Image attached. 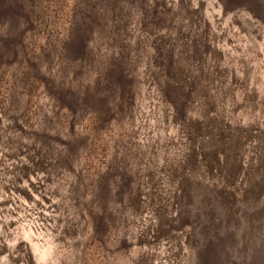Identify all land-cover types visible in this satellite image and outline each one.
<instances>
[{
    "label": "rangeland",
    "instance_id": "obj_1",
    "mask_svg": "<svg viewBox=\"0 0 264 264\" xmlns=\"http://www.w3.org/2000/svg\"><path fill=\"white\" fill-rule=\"evenodd\" d=\"M5 1L0 0V264H178L181 257L183 264H194L203 215L196 214L193 206L187 210L194 197L186 199L185 183H178L174 192L181 186L180 200L185 203L181 206L175 197L158 224L155 179L163 173L159 166L168 162L169 154L182 147L177 144L188 119L195 123L191 110L200 96L194 92L203 96L212 77L222 94L218 106L225 110L230 95L234 112L220 118L215 115L218 107L208 109L204 118H196L202 127L194 142L202 152L208 129L218 123L221 131L212 146L214 153L203 151L202 157L213 159L206 181L211 193L224 197L221 204L229 200L231 212L226 217L227 240H215L219 234L215 206L206 211L209 225L202 232L219 242V264H247L254 236L264 243V164H257V146L262 145L258 140H264V101H260L264 85L259 81L264 80V0H186L192 6L200 1L207 21L201 27L192 22L189 29L181 25L174 0ZM182 29L191 33V40L185 36L188 45L203 55L192 53L185 69L190 91L181 93L180 79L173 78L180 69L172 45ZM172 32L167 51L153 50L151 38ZM210 57H219L218 68ZM145 74L153 79L158 94L153 99L161 112L155 148L164 145L166 150L153 152L158 161L138 168L132 146L137 145L136 112ZM163 76L173 85H167ZM252 89L257 99L250 108L247 91ZM153 99L144 104L151 107ZM231 143L237 147L238 162L232 172L225 154ZM255 177L261 181L253 194ZM193 185L200 186L197 180ZM258 204L253 214L251 208ZM242 235L247 246H241Z\"/></svg>",
    "mask_w": 264,
    "mask_h": 264
},
{
    "label": "bare ground",
    "instance_id": "obj_2",
    "mask_svg": "<svg viewBox=\"0 0 264 264\" xmlns=\"http://www.w3.org/2000/svg\"><path fill=\"white\" fill-rule=\"evenodd\" d=\"M5 1V0H4ZM132 1V0H131ZM163 1H165V0H163ZM188 1V0H187ZM186 0H174V4H175V7H177V9H178V12H179V14H180V18H179V20H180V23H181V25L184 27V29H189L190 27H191V25H193V23L192 22H198L197 24H199V26L201 27L202 26V24H203V26H204V22H207L205 19H203V12L201 13V11H200V1H198L197 2V4L196 5H193L192 6V4H191V2L189 3V2H187ZM211 1V0H210ZM6 2V1H5ZM118 2H120V1H118ZM125 2V1H124ZM117 3V2H116ZM131 3H133V2H131ZM140 3V2H139ZM130 4V3H129ZM129 4L126 6V7H128L129 6ZM124 5H125V3H124ZM131 5V4H130ZM109 6V5H108ZM118 7V6H117ZM122 7V6H121ZM130 7V6H129ZM133 7V6H132ZM86 8V7H85ZM88 9V8H87ZM114 9V11H115V8H113ZM119 9H121V8H119ZM125 9V8H124ZM135 9V8H134ZM123 10V9H122ZM132 10V9H131ZM246 9L245 8H243V10L242 9H240V11H245ZM79 11V10H78ZM129 11V10H128ZM134 11V10H133ZM240 11H238V12H240ZM116 12V11H115ZM251 12V11H250ZM126 13V12H125ZM124 13V14H125ZM114 14V13H113ZM251 15H252V13H250ZM126 15H127V13H126ZM129 15H131V14H129ZM242 18H244L243 16H242ZM149 20V19H148ZM196 20H198V21H196ZM114 21V20H113ZM169 21V20H168ZM243 22H245L246 20H242ZM252 21V20H251ZM250 21V22H251ZM93 24V23H92ZM110 25V24H109ZM169 26V25H168ZM168 26H166V28H168V29H170V30H172V26H170V28L168 27ZM95 28V27H94ZM184 29H182V33H186L184 36H182V33H180V35H179V38H178V42L176 43V44H174V45H172V48L177 52V61H176V65H177V68L179 67V72H178V77H176V76H174L173 78L175 79V78H179L180 79V83L182 84L181 85V87H182V91H181V93L183 92V91H185V90H188V88L189 87H186L187 86V81H188V73H187V71H185V69L186 68H188V67H190V65H191V62H192V60H193V52L195 51V50H193V47L191 48V45H188V43H189V37H187V39L185 38V36L187 35V36H190V40H191V33H190V31H188V33H187V31H185ZM134 31H135V29H134ZM211 32V31H210ZM174 32H172L171 34H169V35H167V36H159V37H156L155 39L154 38H151L150 39V41H149V43L151 44V43H153V50L155 49V50H157V49H159L160 51H163V53L165 52V51H167L168 50V47H169V43H171L172 42V37H174V35L175 34H173ZM200 33H201V31L199 30L198 32H197V34H198V36L200 35ZM208 33H209V31H208ZM224 35V34H223ZM169 38V39H168ZM157 39V43L155 42V40ZM158 40H160V42L158 41ZM203 40V39H202ZM202 40H200V43L202 42ZM75 43V42H74ZM119 44V43H118ZM199 44V43H198ZM140 45V44H139ZM202 45V44H201ZM218 45V44H217ZM72 46H74V45H72ZM76 46V45H75ZM142 46L144 47L145 46V44L144 43H142ZM73 48V47H72ZM151 48V47H150ZM152 49V48H151ZM173 50V51H174ZM195 52H197V53H199L200 54V56L202 57V52H201V50L199 49L198 51L196 50ZM258 53V52H257ZM213 61H214V63H215V65H217L216 64V62H218V60H219V57H210ZM155 60V56H154V58H153V61ZM154 63V64H153ZM152 63V65H154V66H156V63H155V61ZM165 63V62H164ZM235 65H236V63H235ZM234 65V66H235ZM153 66V67H154ZM219 66H221V65H219ZM83 67V66H82ZM238 67V66H237ZM155 68V67H154ZM217 68H218V65H217ZM255 68V67H254ZM150 69H151V66H150ZM189 71V70H188ZM225 71H226V69H225ZM215 72V71H214ZM227 72V71H226ZM209 74H210V72H208ZM211 74H213L212 73V71H211ZM166 76V75H165ZM165 76H163V78H162V80L165 82V83H168L167 85H169L170 83H171V85H173L172 83V81L173 80H171V82H170V80L168 81V79H167V77H165ZM221 76H222V73H221ZM220 76V77H221ZM225 76V75H224ZM257 76V75H256ZM240 77H241V75H240ZM259 77H260V75H259ZM192 78L194 79V76H192ZM214 77H212V79H210L208 82V84L207 85H210V86H208L209 88L208 89H206V91H205V93H203V96H201V91H199L198 92V90L196 91V92H194V94H196V96H200L197 100H194V102H196L195 104H194V106H193V109L191 110V112H192V114H193V118H194V121H195V123H192V120L189 118L188 119V123H186V125H185V127H183V136H182V138L180 139V141H179V143L177 144V143H175V144H177V146H181L182 145V147H180L179 149H176V150H174V152L172 153V155L171 154H169V158H168V162H166V164L164 165V166H159L160 167V170L161 171H163V173H157L156 174V179H155V182H156V185H157V187H158V189L156 190L157 191V193H155L156 194V197L155 198H157V207H158V209L155 211V213L157 214H154V217H155V219L154 220H156L157 222H158V224L160 223L159 222V219H162V221H163V219H164V212H165V210H166V208H168L169 206H171V204H172V202H173V200H174V198L176 197V199H175V201H178L179 203H181L182 202V204H181V206L185 203V201H182V200H180V193H183L182 192V190H181V186H180V188H179V191H175L174 192V190H175V188H176V184H178L179 183V185L180 184H184L185 183V187L183 188V191H184V196L186 195V199L187 198H190L191 199V197L193 196L194 197V202L192 201L190 204H188L187 206H186V208H187V210L189 209V207L190 206H193V207H196V209H195V213L196 214H198L199 212H201L202 213V227H200V229H199V235H200V237H199V243H198V258L196 257V261H195V263H197V264H201V258H203V256H201L200 257V255L202 254V252H204V251H206L207 250V246H211L212 245V242H213V239L210 237V236H208L207 234H206V232H204L203 231V233H201L202 232V228H205V227H208V225H209V223H208V216L206 217L205 216V214L207 213L206 211H209V212H211V210H210V206L211 207H214L215 206V208H214V210H216V216H215V218H214V221L215 222H217L218 224H219V234H218V236H217V238L215 239V240H218L220 243L221 242H224V240H227L228 238H227V236H228V234H226V233H228V231H226L225 230V228L229 225V224H227V218H229V215H230V212H231V206H230V203H229V200H227L226 202H223L222 204L220 203V199H221V201H222V199L224 198V197H221V196H215L214 194H212L211 193V191H210V188H211V186L209 185V184H207L208 182H206L208 179H207V177H209L208 176V174H209V172H210V170H211V167H212V163H213V159L212 158H210V157H208V156H203L202 157V152L203 151H206V152H208V153H206V154H211L212 155V153H214V148L212 147L213 145H214V143H215V138H216V134L219 132V131H221V129H219V128H217L218 126V123L217 124H215V127L217 128V130H216V128H213L212 130H211V127L208 129V133H210V134H208V137L207 138H205L204 137V140L205 139H207L206 141H203L202 140V143H203V148L201 149L202 150V152H199L198 151V149L196 148L197 147V143H196V145H195V139H194V137H196V132L198 131V130H201V125L200 124H198V121H197V119L196 118H198V120H199V117H203L204 115H207V114H204V113H206L207 112V110L208 109H210L211 107H214L215 109H217L216 107H218V109H217V112H215L216 114V116H219L220 118H222V117H227V118H229V116L231 115H233V110L231 109L232 108V105H230L231 104V102L233 101L232 99H234V97L233 98H231V96L229 95L228 96V98L229 99H227V98H224V100H226L227 99V101H225L226 103H228V104H226L224 107H225V110L224 109H221L220 107L222 106L221 104H220V106H218V104L219 103H221V102H219L220 101V98L222 97V94L219 92V89H218V87H216V85H214V84H217V80H215L214 81ZM218 79V78H217ZM214 82V83H212V81ZM251 81V80H250ZM261 83L260 84H263L264 85V80H262L261 81V78H260V80H259ZM142 82H143V87H144V94H142V95H139L140 96V98H141V100H142V103L141 102H139V104H138V106H137V114H136V126H137V129H138V131H137V135L138 136H135V140H136V142H137V145L135 144V147H134V145L132 146L133 147V150H134V157H133V160H137L136 161V163H137V166H138V168L139 167H143V164H145V163H147V161H152V162H154V161H158V159L156 158V156H154L153 155V152H155V153H160V151H165L166 150V146H164V145H162V146H158L157 148H155L157 145H158V135H156V126L158 125V124H156V122L158 121V123L160 122V116H161V112H160V109H159V105H158V102H156V99H153V97L155 98V96H156V98H158V94H157V89H155V88H153V86H154V84H153V79H150L149 78V75H148V77L146 76V74H145V78H143L142 79ZM227 82H229V81H227ZM235 82V81H234ZM243 82V81H242ZM241 82V83H242ZM207 83V80H206V82H205V84ZM221 83V82H220ZM226 83V82H225ZM246 83V82H245ZM223 84V83H222ZM237 84V83H236ZM249 84V83H248ZM142 86H140V89L142 88ZM241 86V85H240ZM260 86V85H259ZM232 87H233V85H232ZM237 87V86H236ZM243 87H244V85H243ZM249 87V86H248ZM252 87H253V85H252ZM256 87H258V86H256ZM234 88V87H233ZM239 88V87H238ZM238 88H236V89H238ZM245 88H247L246 86H245ZM235 89V88H234ZM249 89H250V87H249ZM259 89V88H258ZM145 90H148L147 92H145ZM196 90V89H195ZM201 90V89H200ZM241 90V89H240ZM188 91H190V90H188ZM254 90L252 89V90H248L247 92H248V100H247V107L249 106L250 107V105L251 104H253V102H255L256 101V99H257V96H255L254 95V92H253ZM256 91V90H255ZM224 92V91H223ZM236 92V91H235ZM122 93V92H121ZM240 93H242V92H240ZM235 94V93H234ZM261 94V98H262V100H260L261 102L262 101H264V92H262V93H260ZM150 95V96H149ZM239 95H241V94H239ZM238 96V95H237ZM239 97V96H238ZM153 99V101H149L150 103H151V107L149 106V105H147L148 103L147 102H145V104H144V101L145 100H147V99ZM236 98V97H235ZM244 98V97H243ZM243 98H242V100H243ZM246 100V99H245ZM240 101V100H239ZM224 102V101H223ZM154 103H155V105H154ZM244 103H245V101H244ZM248 103H249V105H248ZM259 103V102H258ZM156 104H157V107H156ZM234 104V103H233ZM238 105H240V103L238 104ZM258 105V104H257ZM234 106H236V105H234ZM253 106V105H252ZM252 106L250 107V108H252ZM241 107V106H240ZM243 107V106H242ZM168 108V107H167ZM166 108V109H167ZM227 108V109H226ZM236 108H237V106H236ZM235 107H234V109H236ZM261 108V107H260ZM1 109V108H0ZM159 109V110H158ZM242 110V109H241ZM168 111V110H167ZM236 112H237V110H236ZM209 114V113H208ZM235 114V113H234ZM167 115V114H166ZM169 115H170V113H169ZM195 115V116H194ZM203 115V116H202ZM213 115V114H212ZM211 115V116H212ZM3 116V115H2ZM214 116V115H213ZM216 116H214L216 119H218V117H216ZM207 116H205V118H206ZM208 117H210V116H208ZM207 117V118H208ZM236 117V116H235ZM257 117H259V116H257ZM204 118V117H203ZM3 119H5L4 118V116H3ZM162 119H164V118H162ZM167 120V119H166ZM225 121V120H224ZM228 121V120H227ZM261 121V120H260ZM197 122V123H196ZM171 123V122H170ZM174 123V122H173ZM1 124H4V123H1ZM199 126H198V125ZM210 124H211V126L213 125L212 124V122H210ZM170 125V124H169ZM240 125V124H239ZM132 126V125H131ZM165 126H166V124H165ZM168 126V125H167ZM171 127V126H170ZM159 128H160V135L162 134H164V132L162 131V125H159ZM1 129V128H0ZM132 129H133V127H132ZM167 129H169L168 127H167ZM175 129V128H174ZM128 130V129H127ZM169 131V130H168ZM175 131V130H174ZM173 131V132H174ZM213 131H215V134H214V132ZM131 132V131H130ZM129 132V133H130ZM171 132V131H170ZM128 133V135H130ZM213 133V134H212ZM166 134H167V132H166ZM207 134V133H206ZM240 134V133H239ZM127 135V134H126ZM168 135V134H167ZM170 135V134H169ZM168 135V136H169ZM209 135H210V137H209ZM8 136V135H7ZM235 135H233V137H234ZM238 136H240V135H238ZM259 137H261V136H259ZM129 138V137H128ZM124 139H126V138H124ZM176 139V138H175ZM197 139V138H196ZM202 139V138H201ZM262 139V138H261ZM261 139H259L258 140V143L259 144H261L262 143V145L259 147V145H258V143L256 142L255 144H254V146H256V144L258 145L257 147L259 148V156H258V161H257V164H258V162L259 163H261V165L263 166V164H264V140H261ZM166 140H167V138H166ZM173 140V139H172ZM235 137L234 138H232V142H233V144L235 143ZM125 141V140H124ZM171 141V140H170ZM220 141V140H219ZM4 142V141H3ZM178 142V141H177ZM218 142V141H217ZM168 143V142H167ZM175 144H174V146H175ZM184 144H186L185 145V147H186V150H185V147H184ZM232 143L230 144V146L228 147V148H230V149H227L226 151V157H227V163H228V171H230V172H232L233 171V168H235V167H238V162H236L237 161V159H236V155H235V153H236V150L237 149H235V148H237L236 147V145H233ZM165 145H166V143H165ZM232 145L233 146H235V147H232ZM216 146V145H215ZM251 146H253V144H251ZM250 146V147H251ZM162 147V148H161ZM184 147V148H183ZM220 147V146H219ZM15 148V147H14ZM221 149H222V147H220ZM219 148V149H220ZM251 149H252V147H251ZM254 149V148H253ZM219 151H221V150H219ZM46 153V152H45ZM254 154V153H253ZM72 155V154H71ZM26 156V155H25ZM67 156H69V155H67ZM67 156H66V158H67ZM202 157V158H201ZM43 158V157H42ZM70 158V157H69ZM71 158H73V157H71ZM249 157H247V160H249L248 159ZM178 159H182V161H183V163L185 162V164H183V163H178ZM199 159H201V160H199ZM33 160V159H32ZM70 160H72V159H70ZM154 160V161H153ZM10 161V160H9ZM166 161V160H165ZM72 162V161H71ZM145 162V163H144ZM160 162V161H159ZM193 162V163H192ZM187 163V164H186ZM55 164V163H54ZM54 164H53V166H54ZM70 164V163H69ZM181 164V165H180ZM68 166V165H67ZM71 166H72V164H71ZM62 168H64V167H62ZM249 168V167H248ZM65 169V168H64ZM146 169V168H145ZM44 171H45V169H43ZM57 170V169H56ZM66 170V169H65ZM71 170V169H70ZM142 171V170H141ZM8 172V171H7ZM28 172V171H27ZM34 172V171H33ZM57 172V171H56ZM46 173V172H45ZM55 172H53V174H54ZM71 173V172H70ZM143 174H145V173H143ZM9 175V174H8ZM55 175V174H54ZM65 175H67V174H65ZM22 176V175H21ZM17 177H18V175H17ZM68 177V176H67ZM74 177V176H73ZM72 177V178H73ZM71 177L69 176V179H70ZM71 178V179H72ZM119 178V177H118ZM18 179V178H17ZM53 179V178H52ZM150 178L148 177L147 178V181L149 180ZM65 180V179H64ZM68 180V179H67ZM110 180V179H109ZM198 181V184L200 185L199 186V188H198V186H195V185H193L194 184V182L195 181ZM52 181V180H51ZM70 181V180H69ZM186 181L189 183V185L187 186L186 185ZM259 181V183H260V181H261V179H260V177L259 178H257V177H255L254 178V181H253V185H252V190L251 191H253V192H251V193H253V194H255V190H257V188H256V184H257V182ZM54 182V181H53ZM65 182V181H64ZM67 182V181H66ZM2 183H4V182H2ZM57 183V182H56ZM67 183H69V182H67ZM67 183H65V184H67ZM70 183H72V182H70ZM69 183V184H70ZM117 183V182H116ZM51 184V183H50ZM57 185V184H56ZM209 185V186H208ZM64 186V185H63ZM113 186H114V183H113ZM23 187V186H22ZM32 187V186H31ZM258 187V186H257ZM20 188V187H19ZM24 188V187H23ZM25 188H26V186H25ZM69 189H70V187H69ZM235 189V188H234ZM56 190V189H55ZM18 192H20V191H18ZM55 192V191H54ZM106 192H107V190H106ZM105 192V193H106ZM49 193V192H48ZM66 193V192H65ZM67 193H68V191H67ZM100 193V192H99ZM102 193V192H101ZM101 193H100V195H101ZM104 193V192H103ZM55 194V193H54ZM58 194V193H57ZM107 194V193H106ZM154 194V195H155ZM93 195H94V193H93ZM46 196V195H45ZM91 196H92V194H91ZM97 196V195H96ZM144 196V195H143ZM38 197V196H37ZM50 197V196H49ZM95 197V196H94ZM97 197H99V196H97ZM101 197H103V196H101ZM106 197V196H105ZM89 199H90V197H88ZM219 198V199H218ZM46 199H48V198H46ZM61 199V198H60ZM59 199V200H60ZM70 200V199H69ZM88 200V199H87ZM91 200V199H90ZM94 201H95V198L93 199ZM100 200H101V198H100ZM112 200V199H111ZM192 200V199H191ZM226 200V199H225ZM30 201V200H29ZM62 201V200H61ZM79 201V200H78ZM98 201H99V199H98ZM110 201V200H109ZM115 201V200H114ZM206 201H207V204H206ZM59 202V201H58ZM66 202V201H65ZM37 203H40V202H37ZM54 203H56V202H54ZM61 203V202H60ZM193 203V204H192ZM90 203H88V205H89ZM96 204V203H95ZM36 205V204H35ZM45 205V204H44ZM77 205H80V204H78L77 203ZM85 205V204H84ZM91 205V204H90ZM116 205V204H115ZM259 205L260 204H258V205H255L254 207H252L251 209V211L253 212L255 209H258V208H255V207H259ZM41 206V205H40ZM55 206H57V205H55ZM31 207V206H30ZM116 207V206H115ZM118 207V206H117ZM6 208V207H5ZM75 208V207H74ZM90 208H92V207H90ZM77 209H79V208H77ZM81 209V208H80ZM79 209V210H80ZM56 210V209H55ZM78 210V211H79ZM83 210H85V208L83 207ZM73 211V210H72ZM90 211V210H89ZM167 211V210H166ZM249 211V210H248ZM59 212V211H58ZM71 212V211H70ZM80 212V211H79ZM240 212V211H239ZM67 213V212H66ZM75 213V212H74ZM139 213V212H138ZM10 214H12V213H10ZM87 214V213H86ZM167 214V213H166ZM253 214H255L254 212H253ZM67 215V214H66ZM85 215V214H84ZM87 215H89V213L87 214ZM150 216V215H149ZM10 217V216H9ZM66 217H68V216H66ZM163 217V218H162ZM173 217V216H172ZM227 217V218H226ZM31 218H33V217H31ZM76 218V217H75ZM117 218V217H116ZM137 218V217H136ZM43 221V220H42ZM58 221V220H57ZM56 221V222H57ZM60 221V220H59ZM173 221H175V220H173ZM54 222V221H53ZM63 222V221H62ZM164 222H165V220H164ZM214 222V223H215ZM69 223V222H68ZM75 223V222H74ZM70 224V223H69ZM72 224V223H71ZM112 224V223H111ZM73 225V224H72ZM77 225V224H76ZM32 226V225H31ZM56 226H57V224H56ZM68 226V225H67ZM108 226H109V224H108ZM112 226H115V225H113L112 224ZM111 226V227H112ZM118 226H119V224H118ZM215 226V225H214ZM213 226V227H214ZM69 227H70V225H69ZM122 227V226H121ZM57 228V227H56ZM118 228V227H117ZM109 229V228H108ZM115 229V228H114ZM123 229V228H122ZM227 230H228V228H226ZM74 230H75V228H74ZM120 230V229H119ZM129 230V229H128ZM248 230V229H247ZM246 230V231H247ZM67 231V230H66ZM69 231V230H68ZM73 231V230H72ZM71 231V232H72ZM109 231H111V230H109ZM116 231V230H115ZM249 231V230H248ZM247 231V232H248ZM31 232V231H30ZM112 232H114V231H112ZM198 232V231H197ZM246 232V233H247ZM27 233H29V232H27ZM67 233V232H66ZM76 233V232H75ZM121 233V232H120ZM138 233V232H137ZM69 234V233H68ZM77 234V233H76ZM112 234V233H111ZM134 234V233H133ZM155 234V233H154ZM195 234V233H194ZM78 235V234H77ZM115 235H116V233H115ZM138 235V234H137ZM81 236V235H80ZM118 236V235H117ZM162 236V235H161ZM13 237H14V235H13ZM75 237V236H74ZM133 237V236H132ZM195 237H196V235H195ZM86 238V237H85ZM117 238H119V236L117 237ZM136 238V237H135ZM191 238V237H190ZM246 238H248V233H247V236H246ZM245 238V236L243 237V235H242V238L240 237V239H242V242H241V246L244 244L245 246H247V243H248V241H247V239ZM259 238L260 237H258V236H256V238H255V246H251V247H248V253H250V254H248V255H251L250 257L248 256L247 258H248V260L251 258L252 260L250 261V263H248V264H252V262H254V261H256L257 263L256 264H262V263H264V255H263V252H264V243H261V241H259ZM88 239H90L89 237H88ZM159 239V238H158ZM157 239V240H158ZM60 240V239H59ZM84 240V239H83ZM120 240V239H119ZM126 240V239H125ZM142 240V239H141ZM51 241V240H50ZM69 241V240H68ZM144 241V240H143ZM156 241V240H155ZM188 241V240H187ZM186 241V242H187ZM140 242V241H139ZM146 242H148V241H146ZM219 242H217L216 241V244H215V247L219 244ZM68 243V242H67ZM75 243H76V241H75ZM113 243V242H112ZM134 243V242H133ZM125 244V243H124ZM140 244V243H139ZM148 244H149V242H148ZM240 244V243H239ZM67 245V244H66ZM112 246H113V244H112ZM129 246V245H128ZM138 246V245H137ZM184 246V245H183ZM68 247L69 246H67V249H68ZM102 247V246H101ZM131 247V246H130ZM212 247H213V245H212ZM70 248V247H69ZM78 248V247H77ZM109 248V247H108ZM111 248V247H110ZM129 248V247H128ZM132 248V247H131ZM73 249H74V247H73ZM157 249V248H156ZM218 249H219V245H218ZM107 250V249H106ZM106 250H104V251H106ZM131 250V249H130ZM155 250V249H154ZM72 251V250H71ZM86 251V250H85ZM85 251H83L82 253H84ZM103 251V250H102ZM140 251V250H139ZM142 251V250H141ZM2 252V251H1ZM78 252V251H77ZM172 252V251H171ZM34 253H36V252H34ZM70 253V252H69ZM69 253H67V254H69ZM81 253V252H80ZM130 253V252H129ZM139 253V252H138ZM178 253H180V252H178ZM193 253V252H192ZM259 253H261V254H259ZM73 254H75V253H73ZM134 254V253H133ZM142 254V253H141ZM173 254V253H172ZM80 255V254H79ZM82 255V254H81ZM119 255V254H118ZM186 255V254H185ZM258 255V256H257ZM117 256V255H116ZM263 256V257H262ZM67 257V256H66ZM70 257V256H69ZM85 257V256H84ZM83 257V258H84ZM118 257V256H117ZM65 258V257H64ZM73 258V257H72ZM107 258V257H106ZM121 258H122V256H121ZM132 258V257H131ZM134 258V257H133ZM148 258V257H147ZM247 258H246V261H247ZM79 260H80V257L78 258ZM102 259H103V257H102ZM118 259H119V257H118ZM193 259V258H192ZM259 259H260V261H259ZM52 260V259H51ZM71 260V259H70ZM78 260V261H79ZM137 260V259H136ZM188 260V259H187ZM69 261V260H68ZM77 261V260H76ZM77 261V262H78ZM105 261V260H104ZM123 261V260H122ZM135 261V260H134ZM146 261H148V260H146ZM150 261V260H149ZM245 261V262H246ZM38 262V261H37ZM79 262H82V261H79ZM178 262V261H177ZM185 262H186V260H185ZM194 262V261H193ZM249 262V261H248ZM64 263H65V260H64ZM67 263V262H66ZM100 263V262H99ZM153 263V262H152ZM194 263V264H195ZM60 264V263H59ZM68 264V263H67ZM70 264V263H69ZM77 264V263H76ZM80 264H82V263H80ZM127 264V263H126ZM178 264H183V257H181V258H179V263ZM193 264V263H192ZM210 264H213V263H210Z\"/></svg>",
    "mask_w": 264,
    "mask_h": 264
},
{
    "label": "water",
    "instance_id": "obj_3",
    "mask_svg": "<svg viewBox=\"0 0 264 264\" xmlns=\"http://www.w3.org/2000/svg\"><path fill=\"white\" fill-rule=\"evenodd\" d=\"M196 100V99H195ZM201 233H203V232H201ZM253 236V235H252ZM254 238H256L255 236H254ZM254 241H255V239H254ZM260 241V240H259ZM215 244H216V242L215 241H213L212 242V245H213V247H212V245L210 246H207V250L206 251H204V252H202V254L200 255V257L201 256H203V258H201V264H210L211 262H212V259H211V255H215V257H214V263L213 264H219V259H220V254H218L217 253V250H218V245L215 247ZM256 244H255V242H253V244H252V246H255ZM259 254H261V253H259ZM263 255H264V252H263ZM251 256V255H250ZM258 256V255H257ZM263 257V256H262ZM252 258V257H251ZM210 259H211V261H210ZM252 259H250V261H251ZM250 261L249 262H247V264L248 263H250ZM259 261H260V259H259ZM264 261V260H263ZM257 262L256 261H254V262H252V264H256ZM262 264H264V263H262Z\"/></svg>",
    "mask_w": 264,
    "mask_h": 264
}]
</instances>
